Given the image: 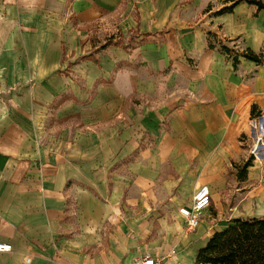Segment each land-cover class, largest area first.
Wrapping results in <instances>:
<instances>
[{
	"label": "crops",
	"instance_id": "1",
	"mask_svg": "<svg viewBox=\"0 0 264 264\" xmlns=\"http://www.w3.org/2000/svg\"><path fill=\"white\" fill-rule=\"evenodd\" d=\"M213 1L0 0V242L12 245L0 264H131L130 209L202 184L213 212L185 233L178 207L192 197L174 196L179 247L147 252L196 262L233 218L217 226L225 211L262 212L264 156L240 136L254 107L264 115V62L234 66L206 32L259 52L264 9L242 1L215 14ZM134 30L140 48L126 46Z\"/></svg>",
	"mask_w": 264,
	"mask_h": 264
},
{
	"label": "rangeland",
	"instance_id": "2",
	"mask_svg": "<svg viewBox=\"0 0 264 264\" xmlns=\"http://www.w3.org/2000/svg\"><path fill=\"white\" fill-rule=\"evenodd\" d=\"M220 2L221 0H214L213 2H211L213 11L216 10L215 14L217 13V9L219 8L221 4ZM132 12L134 13L135 16H137L138 13L135 10V8L133 9ZM186 20H188V26L191 25L192 27V26L197 25V24H194V20L195 22H197L198 19L189 18ZM204 24H205V29H208V27H211V24L208 18H206V22ZM96 28L98 29L100 28L101 30L103 29L100 26H97ZM115 32L118 33V30H115ZM206 35L208 39V45H212L213 47H218L226 58H231L233 60V57L236 54L242 55L243 52L245 51V49L240 50L241 48L240 42L235 41L237 39L232 38V39H226L224 41L220 37L219 39L218 35L215 32L213 33L211 31L206 32ZM129 36H132V37L134 36V38L128 39L129 44L127 43V45L124 44V41H126V39L123 38V35H122L123 39L117 38L116 41L123 42L122 45H126L127 47L130 46L132 48L133 47L140 48V46H143L145 44L144 40H146V38L145 37L143 38L142 35L140 33H137L135 30H134V33L131 32ZM218 40H221L223 45H225L226 47L230 49L229 53L221 49L222 43H219ZM187 62L191 64L193 63V59L187 58ZM161 72H167V71H161ZM254 108L255 109L252 110L253 111L252 117H250L248 121L249 124L247 125V132L241 134L240 140L243 141L248 154H250L251 157H253L259 162L262 155L264 156V131L263 133L261 132L262 139H258L257 135H259L258 131H262L261 129H262V125H264V115L261 114L260 110L259 111L256 110V107ZM166 122H167V119L165 117V120H164L165 125H167ZM251 157L248 158L250 161H251ZM245 162L242 163L240 167H237L238 177L246 178L247 176V169L246 167H244ZM192 193L186 197L178 191L177 193H175V195H173V197L169 196L165 200L161 199L160 201H163V204H160L157 202L154 203L153 202L154 200H153L151 207L144 208V206L138 205V208L130 209V216H131V221H132L130 241L129 243L125 242V244H129L128 247H129V251L131 254V259H135L136 257H138L141 254L142 250L149 249L150 247L155 246V245L160 246V247L161 246L167 247L169 245L175 244L176 246L179 247L180 241H177L178 239H173V240L171 239L175 237L176 235H179L180 232L182 231L181 229L182 222L177 219L174 207L167 206L166 201H170L171 199H174V196H176L175 198L177 199V203L175 204L176 206L183 204V203H189L192 197ZM212 201L213 200H211L210 206L206 211H208L210 207H212L213 205ZM210 212H213L212 208L210 209ZM256 213L258 214L262 213V216H264V209L262 210V212H259L258 210H254V208L251 210L250 209L232 210V211L228 210V211H225V213L222 215V217L220 218L221 220L216 221L215 223H217V226H218V224L225 222L224 218H227L229 216L233 217L231 218L232 220L235 218V216L244 218L245 215L256 214ZM207 221L209 222L208 219ZM183 229H184V232L186 233L184 226H183ZM184 232L182 234H184ZM181 245L185 247L188 244L186 243V241H182ZM145 252H147V250ZM187 264H197V263L188 262Z\"/></svg>",
	"mask_w": 264,
	"mask_h": 264
},
{
	"label": "trees",
	"instance_id": "3",
	"mask_svg": "<svg viewBox=\"0 0 264 264\" xmlns=\"http://www.w3.org/2000/svg\"><path fill=\"white\" fill-rule=\"evenodd\" d=\"M245 1L264 9V0H225L231 2L217 11V14L231 12L236 4ZM213 48L212 45H209ZM221 49L229 53L230 49L221 45ZM239 56L264 62V49L255 52L250 48L245 49L242 55L233 57L234 66L239 62ZM251 165L245 162L244 167ZM197 264H264V218H234L222 230L215 231L200 247L196 254Z\"/></svg>",
	"mask_w": 264,
	"mask_h": 264
},
{
	"label": "built area",
	"instance_id": "4",
	"mask_svg": "<svg viewBox=\"0 0 264 264\" xmlns=\"http://www.w3.org/2000/svg\"><path fill=\"white\" fill-rule=\"evenodd\" d=\"M212 200L211 190L207 184L196 188L189 205L178 207V213L184 220L186 233L194 231L200 224L205 211L209 208ZM10 243L0 242V251H10ZM177 251L173 248L163 253L145 252L133 259L131 264H184L176 259Z\"/></svg>",
	"mask_w": 264,
	"mask_h": 264
},
{
	"label": "bare ground",
	"instance_id": "5",
	"mask_svg": "<svg viewBox=\"0 0 264 264\" xmlns=\"http://www.w3.org/2000/svg\"><path fill=\"white\" fill-rule=\"evenodd\" d=\"M258 139H262V138H261V136H260V137H258Z\"/></svg>",
	"mask_w": 264,
	"mask_h": 264
}]
</instances>
